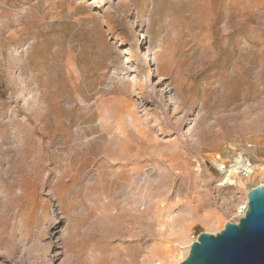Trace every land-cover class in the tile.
<instances>
[{"label": "rangeland", "instance_id": "1", "mask_svg": "<svg viewBox=\"0 0 264 264\" xmlns=\"http://www.w3.org/2000/svg\"><path fill=\"white\" fill-rule=\"evenodd\" d=\"M261 184L264 0H0V264H180Z\"/></svg>", "mask_w": 264, "mask_h": 264}, {"label": "water", "instance_id": "2", "mask_svg": "<svg viewBox=\"0 0 264 264\" xmlns=\"http://www.w3.org/2000/svg\"><path fill=\"white\" fill-rule=\"evenodd\" d=\"M180 264H264V184L247 192L237 222H226L215 234L200 233Z\"/></svg>", "mask_w": 264, "mask_h": 264}, {"label": "built area", "instance_id": "3", "mask_svg": "<svg viewBox=\"0 0 264 264\" xmlns=\"http://www.w3.org/2000/svg\"><path fill=\"white\" fill-rule=\"evenodd\" d=\"M218 169L220 172L225 173V176H231L234 173L239 174L241 177H249L253 172V163L249 158L239 156L226 162H219ZM247 208V202L240 210V216H242Z\"/></svg>", "mask_w": 264, "mask_h": 264}]
</instances>
